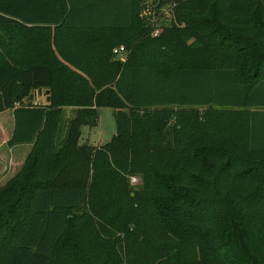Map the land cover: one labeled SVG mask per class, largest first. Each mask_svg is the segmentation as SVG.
I'll return each instance as SVG.
<instances>
[{
  "label": "trees",
  "instance_id": "16d2710c",
  "mask_svg": "<svg viewBox=\"0 0 264 264\" xmlns=\"http://www.w3.org/2000/svg\"><path fill=\"white\" fill-rule=\"evenodd\" d=\"M143 1L0 0V264H264V0Z\"/></svg>",
  "mask_w": 264,
  "mask_h": 264
},
{
  "label": "rangeland",
  "instance_id": "374dc122",
  "mask_svg": "<svg viewBox=\"0 0 264 264\" xmlns=\"http://www.w3.org/2000/svg\"><path fill=\"white\" fill-rule=\"evenodd\" d=\"M157 1L158 0H144L142 2L144 9L140 13L141 17L145 18V20L149 24L156 27L154 34H157L160 31V27L167 25L171 21L174 20V14L172 13V9L169 8L168 6H164L161 8L157 7ZM124 56H125V52L117 55V58L123 60ZM44 99H46L45 92L43 89H39V90H34L31 93V95L28 98H26L25 102L31 105L39 104L43 102ZM72 114H73V108H65L63 110V115L65 117H70L72 116ZM82 130H83L82 136L79 140L81 144L88 143V144L97 146V144L99 143L105 144L109 142L111 138L113 137V135L116 133L114 110L109 107H100L98 109L97 126L94 128L84 127L82 128ZM4 149H5L4 153L6 154L5 156H7L8 154L7 148L5 147ZM7 162H8V159H6V164L4 162L2 166L0 167V169L4 170V172L7 169V171L5 173L3 172L4 174L0 176V179L5 177V180H6L12 174L11 172L9 173L10 167L6 168ZM132 182H136V180H132Z\"/></svg>",
  "mask_w": 264,
  "mask_h": 264
},
{
  "label": "crops",
  "instance_id": "0c3cea01",
  "mask_svg": "<svg viewBox=\"0 0 264 264\" xmlns=\"http://www.w3.org/2000/svg\"><path fill=\"white\" fill-rule=\"evenodd\" d=\"M8 135H9V133H6L3 136L2 143L4 145H5V143H6L7 139H8ZM98 145H102V144L99 143V144H97V146ZM27 147H28L27 145H23V146H18V147H15V148H8L7 151L9 153V155H8V158H7L8 162H7L6 168L10 167V170H11L12 167L16 168L17 166H19L22 163V161L24 159V156L26 155ZM3 159H4V157L0 155V160H3ZM5 161H6V159H5ZM6 171H7V169L5 170V172ZM3 172H4V170H2V172L0 173V176L5 173V172L4 173Z\"/></svg>",
  "mask_w": 264,
  "mask_h": 264
},
{
  "label": "built area",
  "instance_id": "2783aa9c",
  "mask_svg": "<svg viewBox=\"0 0 264 264\" xmlns=\"http://www.w3.org/2000/svg\"><path fill=\"white\" fill-rule=\"evenodd\" d=\"M123 51H124V47H123V46L116 47V48L113 50V52H114L115 54H120V53H122ZM132 180H135V179H132Z\"/></svg>",
  "mask_w": 264,
  "mask_h": 264
},
{
  "label": "water",
  "instance_id": "95a60500",
  "mask_svg": "<svg viewBox=\"0 0 264 264\" xmlns=\"http://www.w3.org/2000/svg\"><path fill=\"white\" fill-rule=\"evenodd\" d=\"M45 93L47 94V91H45ZM49 99H50V97L47 95V96H46V101L48 102Z\"/></svg>",
  "mask_w": 264,
  "mask_h": 264
}]
</instances>
